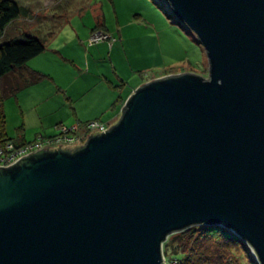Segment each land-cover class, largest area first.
I'll return each instance as SVG.
<instances>
[{"label":"water","instance_id":"obj_1","mask_svg":"<svg viewBox=\"0 0 264 264\" xmlns=\"http://www.w3.org/2000/svg\"><path fill=\"white\" fill-rule=\"evenodd\" d=\"M166 1L208 76L148 80L106 131L0 166V264H166L198 224L264 264V0Z\"/></svg>","mask_w":264,"mask_h":264},{"label":"crops","instance_id":"obj_2","mask_svg":"<svg viewBox=\"0 0 264 264\" xmlns=\"http://www.w3.org/2000/svg\"><path fill=\"white\" fill-rule=\"evenodd\" d=\"M15 1L21 11L7 25L3 37L32 34L42 38L45 45L41 53L28 60L27 67L46 76L4 101L6 134L20 143L31 141L40 134H54L59 123L72 124L94 119L114 123L119 119L124 103L139 85L163 75L188 71L183 68L187 64L194 65V60L183 57V52H180L178 59L186 58L181 60V67L164 68L147 76L141 74L159 67V62L153 60V55L156 57L153 51L156 53L159 50L162 39L168 46L165 49L172 51L178 38L176 27L164 19L150 0H110L112 23L107 19L102 1L89 5L95 22L84 37L96 29H103L116 37L112 43L103 40L93 45H83L78 40L73 42L69 37H58L62 29L61 24L58 26L59 21L56 25L52 23L42 27L39 22L48 20L42 19L41 13H32L31 5ZM50 16L55 20L61 18L71 22L70 16L65 13L55 12ZM36 28L49 38L36 35ZM128 48L134 56H129ZM171 58L174 61L175 58ZM136 61L139 66H135ZM9 117L12 122L16 120L14 131H9L7 127Z\"/></svg>","mask_w":264,"mask_h":264},{"label":"trees","instance_id":"obj_3","mask_svg":"<svg viewBox=\"0 0 264 264\" xmlns=\"http://www.w3.org/2000/svg\"><path fill=\"white\" fill-rule=\"evenodd\" d=\"M20 11V5L15 0H0L1 143L13 140L7 136L5 129V99L46 76L27 67L28 60L44 50L42 38L32 34L3 37L7 25L19 16ZM177 232L171 233L162 246L163 254L174 264H228L231 259L225 256V250L232 252L238 241H242L231 230L213 224L193 225Z\"/></svg>","mask_w":264,"mask_h":264},{"label":"rangeland","instance_id":"obj_4","mask_svg":"<svg viewBox=\"0 0 264 264\" xmlns=\"http://www.w3.org/2000/svg\"><path fill=\"white\" fill-rule=\"evenodd\" d=\"M21 4H29L31 5L33 11L32 13H41L42 19H47L48 21L44 20L39 22L42 27L45 25L57 24L59 21V25H62V29L58 32V37H69L70 40L73 42L77 40L82 43L83 45H88L86 43L87 37L85 38V32H88V28L94 25V15L89 7L95 1L103 2V9L107 14V19L110 23L113 22L112 14L109 11V7H112V3L110 0H18ZM119 1V0H117ZM154 3L157 7L159 13L164 17V19H168V22L172 23L175 28V33L177 34L178 38L175 39L176 43L173 45L172 51L166 50L165 48V41L161 40L162 45L160 44L159 50L155 53L153 51V60L154 62H159L160 65L154 70L151 69L150 71H143L141 74L148 75L152 74L153 72H160L162 69H175L182 66L181 60H185L187 57L194 60V65L187 64L183 69H186L190 72H194L200 74L204 77L208 76V58L206 54V50L204 49L203 45L199 42L196 35L177 17L174 11L169 7L166 0H150ZM65 13V15H69L71 18V22H65L64 19L59 18L55 20L51 18L50 14L53 13ZM54 20V21H53ZM57 26V27H58ZM53 27V26H52ZM55 27V28H57ZM56 30V29H52ZM78 34H77V32ZM36 35H40L43 38H49V36H45L43 31H39L36 28ZM180 34V36L178 35ZM81 36V37H78ZM85 38V39H82ZM116 38V37H115ZM75 39V40H74ZM85 40V41H84ZM62 41V40H61ZM101 42V41H100ZM128 46V45H127ZM162 46V47H161ZM130 48V47H129ZM127 49V53L129 56H134L133 51L131 49ZM183 52V57L186 58H179L178 54ZM175 58L172 61V57ZM175 56V57H174ZM106 57V56H105ZM166 57L167 59H165ZM166 60V61H164ZM164 61V63H162ZM168 62V64H166ZM144 63V60H143ZM166 64V65H165ZM135 66H139L138 61L135 62ZM138 68V67H135ZM182 69V70H183ZM146 70V69H145ZM139 74V73H138ZM110 124V123H109ZM113 124V123H112ZM16 120L12 122V119L8 118L7 127L9 131H14L16 127ZM13 128V129H12ZM14 142L20 143L18 139H14ZM178 233V232H174ZM173 234V233H172ZM171 235V234H170ZM225 256L231 259L228 264H259L258 259L251 249V247L245 243V241H238L236 248H233L232 252L230 250H225ZM164 261L166 264H174L171 260H168L164 255Z\"/></svg>","mask_w":264,"mask_h":264},{"label":"built area","instance_id":"obj_5","mask_svg":"<svg viewBox=\"0 0 264 264\" xmlns=\"http://www.w3.org/2000/svg\"><path fill=\"white\" fill-rule=\"evenodd\" d=\"M103 40H108L112 43L115 38L103 29H96L87 37L86 43L93 45ZM109 126V123L100 119L72 124L59 123L55 126V133L52 135L40 134L33 140L23 143H16L13 140L0 142V166L11 165L23 156L43 149L81 145L89 135L106 131Z\"/></svg>","mask_w":264,"mask_h":264}]
</instances>
